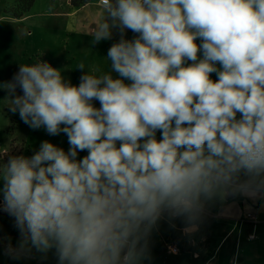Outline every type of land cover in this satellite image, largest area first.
Segmentation results:
<instances>
[{
    "label": "clouds",
    "instance_id": "obj_1",
    "mask_svg": "<svg viewBox=\"0 0 264 264\" xmlns=\"http://www.w3.org/2000/svg\"><path fill=\"white\" fill-rule=\"evenodd\" d=\"M102 9L92 43L120 34L110 71L81 62L73 85L39 59L0 84L9 111L69 144L44 140L0 161V210L20 235L10 252L144 264L162 221L192 236L217 200L264 195V0H103Z\"/></svg>",
    "mask_w": 264,
    "mask_h": 264
},
{
    "label": "crops",
    "instance_id": "obj_2",
    "mask_svg": "<svg viewBox=\"0 0 264 264\" xmlns=\"http://www.w3.org/2000/svg\"><path fill=\"white\" fill-rule=\"evenodd\" d=\"M70 2L71 0H69V6H71ZM102 12L100 0H91L85 5L69 8L65 12L53 11L41 14L44 17L61 20L55 26H39L33 28L34 32L27 31L31 38L36 32L44 44L46 35L53 47H56L53 49L48 47L49 53H46L45 49L38 48L37 51L42 52L43 55H39L34 62L41 59L58 69L63 67L59 65L60 61L70 66L71 60L75 59L72 51L79 44L87 43V40L88 45H92L94 49L105 46L104 48L108 50L112 43L120 39L118 30H113L111 40L101 41L95 45L91 37L92 30L100 20ZM33 16L34 14L26 13L22 18H15L12 14L4 13L0 15V25L2 23L21 25ZM73 17L75 18L72 20ZM7 33H9L7 37L18 39L14 31ZM132 35L131 31H126L125 38L131 39ZM50 41L47 46H51ZM58 52L64 56H58L60 55ZM31 61L28 64L34 63ZM0 201H2L1 196ZM249 215L255 216L256 219L251 220ZM7 216V213L0 210V219ZM175 223L176 227L172 228L167 222L162 221L158 230L152 233L149 240L150 255L144 264H211L209 262L211 259H214V264H227V262L253 264V260L264 248V195L255 199L236 196L224 201L217 200L209 206L208 214L200 230L192 236L184 235L180 221ZM19 240L20 235L16 228L0 226V264H57L54 250L46 254L37 252L35 249L23 253L10 252L9 245L15 249L14 245L17 246ZM172 244L178 247L177 253L166 249L167 245Z\"/></svg>",
    "mask_w": 264,
    "mask_h": 264
},
{
    "label": "rangeland",
    "instance_id": "obj_3",
    "mask_svg": "<svg viewBox=\"0 0 264 264\" xmlns=\"http://www.w3.org/2000/svg\"><path fill=\"white\" fill-rule=\"evenodd\" d=\"M19 1L21 0H0V15L6 13V10L19 13L26 5L25 1L22 5L16 6ZM73 7L75 6L72 5V3L71 6H69V0H34L28 12L34 14V16L31 17L29 21H25L21 23V25H15L13 23H2L0 25V84L11 80L13 74L18 71L19 64L29 63L30 60L34 62L35 59L39 58V55H43L42 52L37 51L38 48L45 49L46 53H49L50 49L48 47L52 49L56 48L55 46L53 47L52 42L46 35L44 44L36 32V36L34 35L35 39H33L34 37L31 38L27 33L29 30L34 32V27L55 26L57 22L59 23L61 20L59 18L44 17L41 16V14L51 13L53 11L65 12ZM74 18L75 17H73L72 20ZM17 28L19 29L17 30ZM10 31H14L15 34L17 33L18 39H14V37L11 36L7 37V35H9L7 32ZM134 35L135 34L131 36V39ZM47 40L50 41L51 46H47ZM88 42L87 40V43L82 45L79 44L77 48L72 51L75 59H70V66L68 64H63L61 61L59 62V65L63 66L59 68L62 70V75L66 80H70L73 85H78L80 82L79 78L82 72L77 69V66L81 62L85 63L86 71L91 70L95 74L110 71V65L106 58L108 50L104 48L105 46L94 49L92 45H88ZM199 42L198 39L197 43ZM58 54H60V52H58ZM58 56L61 57L64 55L61 53ZM212 78L216 79L215 74L212 75ZM125 82L127 83V81ZM17 93L22 94L19 89H17ZM7 96V91L0 88V161H2L3 158L6 160L8 155H20L22 153L25 156H31L39 149L40 143L44 140H48L63 147L66 151L68 150L69 144L65 134L61 133L58 136H49L43 128L37 130L31 129L22 122L18 113L13 114L9 111L7 107L8 101L5 99ZM94 106L99 107L100 105L98 102H94ZM157 136L159 137V133H157ZM27 143H29L31 147ZM86 154V152H80L78 158H82ZM0 187H2V184H0ZM0 196L2 197V194H0ZM0 222H2L0 226L4 228H9L10 226L16 228L13 218L9 215L0 219ZM14 247L16 248L17 246L14 245ZM258 254L259 255L253 260V264H264V248L261 253ZM209 262L211 264L215 263L214 259H211ZM227 264H229V262H227Z\"/></svg>",
    "mask_w": 264,
    "mask_h": 264
},
{
    "label": "trees",
    "instance_id": "obj_4",
    "mask_svg": "<svg viewBox=\"0 0 264 264\" xmlns=\"http://www.w3.org/2000/svg\"><path fill=\"white\" fill-rule=\"evenodd\" d=\"M25 1H26V5L19 13H15L14 11L12 12V10L11 12L6 10V13H12L15 18H22L26 13L30 11L31 6L33 5L34 2V0H21L16 4V6L22 5ZM90 1L91 0H71V3L75 7H80L82 5L87 4Z\"/></svg>",
    "mask_w": 264,
    "mask_h": 264
},
{
    "label": "built area",
    "instance_id": "obj_5",
    "mask_svg": "<svg viewBox=\"0 0 264 264\" xmlns=\"http://www.w3.org/2000/svg\"><path fill=\"white\" fill-rule=\"evenodd\" d=\"M100 2H101V4L103 3V0H100ZM251 220H255L256 219V217L255 216H253V215H249L248 216ZM167 249L170 251V252H172V253H177L178 252V247L176 246V245H167ZM209 264V263H208Z\"/></svg>",
    "mask_w": 264,
    "mask_h": 264
}]
</instances>
